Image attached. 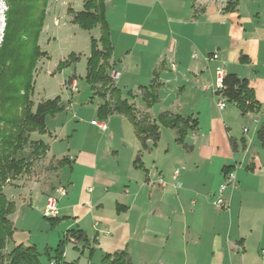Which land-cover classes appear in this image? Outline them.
<instances>
[{
  "label": "crops",
  "instance_id": "obj_1",
  "mask_svg": "<svg viewBox=\"0 0 264 264\" xmlns=\"http://www.w3.org/2000/svg\"><path fill=\"white\" fill-rule=\"evenodd\" d=\"M105 2L113 46L111 73L118 74L115 82L123 99L148 120L158 121L160 114L170 112L198 119L199 128L189 131L185 147L175 129L162 126L157 145L149 141L151 148L143 150L127 117H98L107 125L102 130L91 123L92 117L80 116V123L96 126L95 132L90 136L83 131L85 145H74L72 156L61 150L65 138L52 143L53 157H68L71 163L52 177L58 176V187L53 189L51 180L39 190L45 202L55 196L60 211L76 217L66 230L82 229L89 249L100 234L121 230L130 232L143 249L149 246L172 257L179 251L182 264H197L204 253L213 264H238L264 250V145L258 138L262 119L259 112L242 114L228 100L220 109L222 96L216 94L218 72L235 73L250 81L264 107V0ZM154 78L160 83L159 101L149 108L140 87ZM139 154L142 167L135 165ZM224 168L236 178L225 194V208L215 203L226 179ZM42 183L25 185V205L33 206L31 191ZM61 186L65 195L57 192ZM79 207L85 209L81 218L74 213ZM87 219L91 228L83 225ZM15 227L13 238L18 236Z\"/></svg>",
  "mask_w": 264,
  "mask_h": 264
},
{
  "label": "trees",
  "instance_id": "obj_2",
  "mask_svg": "<svg viewBox=\"0 0 264 264\" xmlns=\"http://www.w3.org/2000/svg\"><path fill=\"white\" fill-rule=\"evenodd\" d=\"M48 0H9L6 28L0 46V250L6 248L13 238L16 227L11 215L17 210L15 201L10 200L3 188L9 179H17L23 174L30 173L34 163L43 158L49 150L43 140H34L32 135L47 133L46 118L65 109L60 97L44 100L34 108L30 93L33 90V73L36 65L45 56L38 45L39 33ZM39 6L44 8L41 10ZM72 21L82 29L92 31L99 27L100 37L91 38V53L87 64V81L94 90V95L103 99L97 114L100 119L106 120L110 115L117 113L127 117L134 125L135 132L142 142L143 150L156 146L160 140L161 127L175 129L177 141L187 147L185 142L189 131L199 128V120L190 116H182L164 112L159 115L158 121L148 120L147 115L139 110L128 99H123L122 91L117 88L111 75L113 46L110 40V26L106 17L105 0H85L82 11L70 9ZM23 57L25 58L23 61ZM243 56L241 59H246ZM79 58L75 54L59 66L66 67ZM71 61V62H70ZM72 79V78H71ZM223 96L233 102L241 113H258L261 103L257 99L254 89L247 78H241L235 73L224 76ZM160 83L156 78L152 83L140 90L147 107L154 106L159 101ZM108 93L110 97L107 98ZM131 94V91L128 92ZM91 102L93 98L91 97ZM258 138L264 145V123L258 130ZM233 147L236 142L232 139ZM141 162V154L135 160V165ZM65 166L71 163L68 157L60 162ZM224 168L225 174L230 171ZM230 169V168H229ZM60 215V214H59ZM57 217H49L52 224L59 221ZM75 239L78 242L89 243L86 233L82 229H68L65 237L52 249L53 264H77L76 261L65 259V243ZM95 249H90V254ZM48 255L50 251L47 250ZM41 253L36 245L16 246L9 254L10 264H41ZM100 264H134L127 249L106 253Z\"/></svg>",
  "mask_w": 264,
  "mask_h": 264
},
{
  "label": "rangeland",
  "instance_id": "obj_3",
  "mask_svg": "<svg viewBox=\"0 0 264 264\" xmlns=\"http://www.w3.org/2000/svg\"><path fill=\"white\" fill-rule=\"evenodd\" d=\"M84 3L85 0H48L45 8L38 45L46 55L41 57L36 65V69L33 73V90L30 96L34 108H36L41 101L59 96L61 102L65 105V109L54 115L47 116L46 134L41 135L34 133L32 135L34 140H43L50 145V155L47 152L43 158L37 160L30 173L23 174L17 179H9L4 185L3 190L7 197L15 201L17 206L16 212L11 215V220L18 227V236L12 238L7 243L5 249L0 250V264H10L9 254L16 247V244L20 243L24 246L36 245L41 253V264H53L54 253L52 249H55L59 242L65 237L67 231L66 227L72 221L76 220V217L68 218L64 214L65 211H60L59 221L52 224L50 218L46 217L44 213L45 203H47L49 196L45 202L43 193L39 192V190L45 189V183L52 184V181L56 185H53L52 188L55 189L60 182L58 176L57 178H52L57 169L63 166L59 163L62 159L61 157L59 159L53 157L55 149L52 143H54L55 139L57 138V142L60 143L62 138H65L63 145H60V147H62L61 150H63L66 155L69 154L72 156L74 155V145L81 147L85 145V143H83V131L86 130L88 133L90 132L91 136L96 129V126H92L91 123L93 121L100 122L95 109L98 102L103 103V99L99 96H97V98L94 95V90L86 78L87 57L91 53V37L92 35L98 37L100 29L97 27L91 32L84 30L72 21V16L69 14L70 9L82 11L84 9ZM8 7L9 0H0V46L5 33ZM39 7L41 10L44 8L43 6ZM73 54L78 56L79 59L74 62L70 61L71 63L68 66L60 68L59 66L61 63L65 60H69L70 56ZM24 59L23 57V61ZM70 77L73 78L71 79ZM72 80H76L78 83V91L76 93H73L69 86ZM91 97H94L93 102H91ZM109 97L110 93L107 95V98ZM68 106L72 107L71 110L67 109ZM73 113H76L79 117L73 118ZM80 116L92 117L91 119L93 121L89 124H82L79 121ZM257 116L262 119L263 124L264 107H262ZM250 130L252 132L253 128L250 127ZM68 135L71 136L70 138H73L75 142L73 140L68 141L70 140L67 138ZM86 149L90 152L91 143L89 145L87 144ZM252 149L254 152L258 151L259 146H253ZM111 181H113L112 178ZM36 182H43L42 184L44 185H42L43 187H41V185H37V187H34V185L32 186L34 187L31 191L34 202L33 206L25 205V190L29 189L25 188V185L31 186ZM84 212L85 209H83V207L74 210V213L80 218ZM83 225L91 228V219L84 221ZM74 227L77 228L76 225ZM99 237V242L92 241V245L95 248L92 255L90 254L88 243L82 242L85 244V246H83L81 244L76 245L71 238L67 240L65 243L66 260L76 261L77 264H100L106 252L121 251L127 246L134 264L183 263L179 251L177 252V256L172 257L165 251L154 250L149 248V246L143 249L135 242L134 238L131 237L130 232L117 230L113 231V235L111 236L100 234ZM123 239H125L126 244H122ZM262 249H264V247ZM47 250L50 251L49 255ZM258 253L246 256L244 259L240 260L238 264H264V250ZM196 262L197 264H213L211 257H208L207 253L202 254Z\"/></svg>",
  "mask_w": 264,
  "mask_h": 264
},
{
  "label": "built area",
  "instance_id": "obj_4",
  "mask_svg": "<svg viewBox=\"0 0 264 264\" xmlns=\"http://www.w3.org/2000/svg\"><path fill=\"white\" fill-rule=\"evenodd\" d=\"M4 13V11H3ZM4 20V19H3ZM224 74L221 71L218 72V87L216 89V94L217 95H221L222 98L220 99L219 103H218V107L220 109H224L226 107V98L223 96L222 91L224 90L225 86H224ZM112 77L114 79H116L118 77V74H112ZM70 89L73 93H76L78 91V83L76 80H72V82L70 83ZM93 124H96L100 129L102 130H106L107 129V125L105 122L100 121H93ZM235 175L233 173H228L226 174V179L225 182L220 186V190H219V194L217 196V198L215 199V203L222 206L223 208H225L227 206L226 201H225V193L226 191L233 187V185L235 184ZM163 187H165V184H163ZM57 192L60 193L61 195H65L66 194V188L64 186H61L59 188H57ZM45 216L46 217H57L60 214V207H59V202L58 199L55 196H49L46 206H45V210H44Z\"/></svg>",
  "mask_w": 264,
  "mask_h": 264
}]
</instances>
